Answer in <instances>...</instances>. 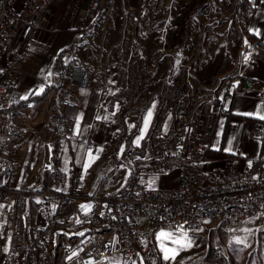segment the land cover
Instances as JSON below:
<instances>
[{
	"label": "built area",
	"instance_id": "obj_1",
	"mask_svg": "<svg viewBox=\"0 0 264 264\" xmlns=\"http://www.w3.org/2000/svg\"><path fill=\"white\" fill-rule=\"evenodd\" d=\"M107 1L26 0L18 13V0H0V202L3 199L11 207L3 211L0 221L1 264H68L67 260L55 263L52 259L59 249L57 235H62L67 255L74 250L77 238L83 251L77 257L79 264H88V257L108 261L117 252H121L123 264L135 259L156 264L149 247L161 229L200 234L208 229L233 228L240 220L264 213V120L251 131L262 145L260 157L248 160L232 154L205 167L217 124L212 104L220 103L228 113L239 93L256 90L258 80L248 74L247 67L264 50L260 39L244 44L236 70L220 81L211 99L192 108L187 124L175 140L162 147L160 155L142 150L123 160L130 176L121 186H108L117 166L113 151L93 168L90 185L80 167L75 166L70 177H60L56 167L45 164L30 183H15L16 167L9 153L30 141L28 129L17 123L13 110L20 100L18 87L25 76L29 45L26 41L11 48L16 23L40 27L48 21L52 5L62 3L61 19L77 30L63 57L72 79L86 90L91 87V72L80 54L81 39L91 32ZM77 107L75 100H61L52 133L55 138L78 139L76 121L68 115ZM171 171L178 177L174 188L144 182V178ZM37 212L44 221H36ZM211 252L217 258L230 259L225 240L212 245Z\"/></svg>",
	"mask_w": 264,
	"mask_h": 264
},
{
	"label": "crops",
	"instance_id": "obj_2",
	"mask_svg": "<svg viewBox=\"0 0 264 264\" xmlns=\"http://www.w3.org/2000/svg\"><path fill=\"white\" fill-rule=\"evenodd\" d=\"M180 1L179 3L183 5L174 8L170 13L171 16L162 13L158 23L161 33L170 28L174 31V42L171 47L179 48L187 45L191 31H200L205 22L220 13V16L224 14L222 16L228 17L232 14L238 16L240 12V15L247 17L241 29L239 28L243 33L240 40L231 43H226V40H213L207 58L195 67L194 79L208 101L217 91L220 81L236 70L244 44L259 39L264 41V0H242L237 8H235L237 0ZM112 3L113 0L106 2L103 13L94 23L91 32L81 39L80 54L92 66L93 71L91 87L86 90L80 89L72 79L69 64L63 57L64 50L77 36V30L75 27H70L67 19H61L63 11L61 3L52 5L48 21L40 27H34L24 21L16 23L11 48L16 49L18 44L26 41L29 45L28 60L24 67L25 76L18 87L20 100L13 110L17 123L28 129L27 140H30L28 146H19L9 153V158L16 167L17 185L33 181L39 167L44 164L56 167V174L60 177H70L72 169L75 166L80 167L90 185L93 182V168L105 160L109 151H113L117 166L108 186L116 188L124 184L130 176L129 166L123 161L126 154L125 138L120 145L117 139L122 134L119 129L139 128L138 131H132L135 132L131 137L134 150L143 144L146 137L142 140L138 139V133L143 125V129H150L159 120L161 128L169 131L176 123L174 109L165 106V98L161 93L154 94L151 99L146 100L140 108L138 107L133 117L125 113L123 106L125 90L122 85L124 61L117 48L133 46L135 41L127 39V36L136 35V32L149 27V0H129V7H113ZM21 11L22 8L17 10L18 13ZM147 44L149 46V41ZM156 47L163 48L170 45L165 39H159ZM4 61L5 58L2 62ZM165 61L162 64L165 62L167 66L169 59ZM97 68L101 69L100 73L96 72ZM164 69L168 72L169 66ZM247 71L250 76L258 80L259 85L255 91L239 93L228 113L222 111L220 103L212 104L213 112L217 115V124L211 140L208 160L205 163L206 169L222 162L228 155L239 154L248 160L262 155L263 148L259 141L251 149H243L236 142H240L243 137L251 138L255 124L264 120L262 118L264 117V50L254 63L248 65ZM201 86L204 89H201ZM116 92L121 95L116 97ZM64 98L75 100L78 104L77 109L68 111V115L76 121L78 139L75 141L59 139L56 147L49 146L42 152L39 145L38 147L35 145L47 140L48 126L54 127L57 110ZM154 99L156 101L152 102ZM148 104L152 105L153 112L145 118L144 108ZM108 127L111 128L110 131H107ZM89 143L93 145L92 148L88 147ZM161 167L157 165L158 169ZM177 180L176 171L144 178V182L152 186L165 188L176 187ZM4 210L0 209V221ZM44 220L43 215L37 212L36 221ZM156 241L157 233L151 246L157 244ZM57 242L59 249L53 252V261L56 263L67 260L68 264H79L77 257L83 251L80 250V242L77 238H74V250L68 255L62 248V235H57ZM111 258L119 261L118 264H123L121 252L115 253ZM131 264H141V262L135 259Z\"/></svg>",
	"mask_w": 264,
	"mask_h": 264
},
{
	"label": "rangeland",
	"instance_id": "obj_3",
	"mask_svg": "<svg viewBox=\"0 0 264 264\" xmlns=\"http://www.w3.org/2000/svg\"><path fill=\"white\" fill-rule=\"evenodd\" d=\"M25 2L26 0H18L15 6L16 12L23 8ZM179 2L181 1L149 0V27L136 32V35L127 36V39L135 41L136 44L134 43L133 46L117 48L124 61L122 85L125 90V96L123 95L125 97L123 100L125 113L133 117L138 107L140 108L146 100L151 99L154 94L161 93L165 98V106L173 108L176 116V123L169 131H164L161 128L159 120L150 129H143V125L138 133V139L142 140L146 137L143 144L134 150L131 137L135 132L132 131H138L139 128L124 129L123 127L119 129L122 131V134L117 137L119 145L125 138L124 148L127 155L125 154L123 159H128L131 153L136 154L142 150L145 151V154L149 151V155L158 156L164 145L175 140L187 124L192 108L196 104L207 102L206 95H202L200 86L194 79L195 67H198L207 58L213 40H226V43H231L242 37L243 33L239 28L241 29L242 23H245L247 17L240 15V12L238 16L232 14L228 17L222 16L224 14L220 16V13L205 22L200 31H191L187 45L179 48L171 47L174 42V31L170 28L161 33L158 23L162 13L171 16L170 13L174 8L177 9V6L183 5ZM112 6L129 7L130 3L129 0H113ZM159 39H165L170 47H156V42ZM166 59H169L167 66ZM163 61L165 62L162 64ZM168 66V72L167 69L163 70ZM89 69L91 77H93L90 64ZM97 71L100 73L101 69L97 68ZM201 89H204L203 86ZM107 90L109 91V89ZM118 92H116V97L121 95ZM155 101L154 99L152 102ZM152 112L153 107L148 104L144 108V117H149ZM48 127L46 142L43 140L35 145V147L39 145L42 152L46 151L49 146L56 147L59 141L52 135L53 126L49 125ZM110 130L111 128L108 127L107 131ZM147 132L148 135H146ZM256 143L258 140L252 136L249 139L243 137L240 142H236L243 149H251ZM65 158L68 157L65 156ZM1 200L3 201V199ZM2 201L0 209L10 210L11 207ZM224 240L228 242L230 259L217 258L211 252L212 245ZM156 243L149 247L150 254L156 264H264V213L249 220H240L233 228L208 229L200 234L161 229L157 233ZM118 263L119 261L112 258L107 261L97 257L90 264Z\"/></svg>",
	"mask_w": 264,
	"mask_h": 264
},
{
	"label": "water",
	"instance_id": "obj_4",
	"mask_svg": "<svg viewBox=\"0 0 264 264\" xmlns=\"http://www.w3.org/2000/svg\"><path fill=\"white\" fill-rule=\"evenodd\" d=\"M95 260H96L95 257H88V258L85 259V261H86L88 264L94 262Z\"/></svg>",
	"mask_w": 264,
	"mask_h": 264
},
{
	"label": "trees",
	"instance_id": "obj_5",
	"mask_svg": "<svg viewBox=\"0 0 264 264\" xmlns=\"http://www.w3.org/2000/svg\"><path fill=\"white\" fill-rule=\"evenodd\" d=\"M241 3H242V0H237L236 5H235V8H237ZM44 95H45V94H44ZM44 95H43V96H44Z\"/></svg>",
	"mask_w": 264,
	"mask_h": 264
},
{
	"label": "snow or ice",
	"instance_id": "obj_6",
	"mask_svg": "<svg viewBox=\"0 0 264 264\" xmlns=\"http://www.w3.org/2000/svg\"><path fill=\"white\" fill-rule=\"evenodd\" d=\"M262 118H264V117H262ZM163 235V234H162ZM166 258H167V256H166Z\"/></svg>",
	"mask_w": 264,
	"mask_h": 264
},
{
	"label": "bare ground",
	"instance_id": "obj_7",
	"mask_svg": "<svg viewBox=\"0 0 264 264\" xmlns=\"http://www.w3.org/2000/svg\"><path fill=\"white\" fill-rule=\"evenodd\" d=\"M62 4V3H61ZM62 6H63V4H62ZM158 233V232H157Z\"/></svg>",
	"mask_w": 264,
	"mask_h": 264
}]
</instances>
